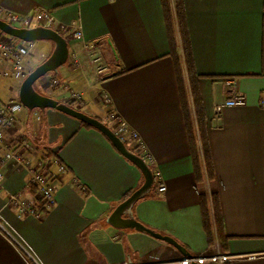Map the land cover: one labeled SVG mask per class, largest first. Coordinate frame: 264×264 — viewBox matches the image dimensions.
Returning a JSON list of instances; mask_svg holds the SVG:
<instances>
[{"label": "crops", "instance_id": "0c3cea01", "mask_svg": "<svg viewBox=\"0 0 264 264\" xmlns=\"http://www.w3.org/2000/svg\"><path fill=\"white\" fill-rule=\"evenodd\" d=\"M184 4L209 130L214 188L227 235L223 250L237 257L226 264H264V107L260 105L264 0H184ZM0 5L21 14L49 9L60 22H77L84 39L98 46L109 75L97 76L85 55L80 56L83 67H75L73 55L82 40L69 37L67 64L40 78L36 89L69 103L60 86H50L57 79L83 93L82 103L73 107L109 126V114L127 122L150 154L152 171L160 172L167 187L159 192L156 178L155 187L132 207V217L173 237L191 255L207 250L210 245L162 0H0ZM172 9L175 15L173 4ZM53 49L52 41H36L25 64L26 75ZM9 65L0 55L3 102L18 99L21 84L4 76ZM184 71L194 110L186 67ZM232 89L246 96L245 106L226 104ZM85 124L56 109L24 107L6 133L11 146L24 140L32 144L27 155L30 166L57 156L67 168L57 176L56 203L41 219L19 216L6 206L10 193L28 198L36 193L29 187V169L5 170L0 212L33 248L37 260L33 264L148 263L183 256L147 232L108 222L124 195L139 188L144 176L103 132ZM27 257L0 230V264H28Z\"/></svg>", "mask_w": 264, "mask_h": 264}, {"label": "built area", "instance_id": "2783aa9c", "mask_svg": "<svg viewBox=\"0 0 264 264\" xmlns=\"http://www.w3.org/2000/svg\"><path fill=\"white\" fill-rule=\"evenodd\" d=\"M0 19L19 28H33L41 26L44 28H53L66 38L82 40L80 50L73 55V64L77 68L83 67L81 55L86 56L89 65L94 68L97 76L104 77L109 75L110 70L104 65L103 55L96 44L88 43L81 31V27L77 22L64 23L56 19L54 13L45 8H36L27 14H21L8 10L0 5ZM17 38L7 35L0 31V55L3 60L9 62L10 68L4 72V76L10 80L22 82L26 76L25 64L28 56L31 54L35 42H28L19 39L18 43H14ZM52 87H64V90L70 93L68 102L73 104H81L83 93L74 90L68 83L60 82L53 79L50 82ZM230 98L226 104L235 106H245L247 98L243 94L230 90ZM104 100L109 103L110 99L104 95ZM260 105L264 107V96L260 98ZM24 108L19 99L11 101H0V186L3 184L5 170L10 167L16 171L29 169L30 179L29 187L35 190L36 196L33 198L22 197L20 194L10 193L6 199V206L14 208L19 216H31L41 219L46 212L56 203L57 195V176L66 171V165L57 157L49 156L36 166H30L27 157L28 152L32 150V144L28 140L11 146L9 144L6 133L16 124V115ZM219 110V108H217ZM107 120L111 122V128L123 140L135 147L145 161L150 165L152 158L144 149L141 139L136 131H134L120 116L109 114ZM55 166L56 171L52 170ZM158 179L157 190L164 192L166 184L163 182L160 172H153ZM210 192V190H209ZM0 230L6 233L12 243L21 250L22 253L28 255L26 258L28 264L37 263L33 248L26 242L10 222L0 212ZM237 257L228 252L221 251L219 245L209 247L207 250L193 254L191 256H181L176 259L165 261H154L148 263H139L125 261L122 264H226Z\"/></svg>", "mask_w": 264, "mask_h": 264}, {"label": "trees", "instance_id": "16d2710c", "mask_svg": "<svg viewBox=\"0 0 264 264\" xmlns=\"http://www.w3.org/2000/svg\"><path fill=\"white\" fill-rule=\"evenodd\" d=\"M172 4L174 6L175 15L172 12ZM162 6L166 14V22L170 38V56L173 58L175 64L190 149L194 162V173L197 179L204 229L208 236L210 247H212L217 240L220 250L225 252L223 249H225L227 235L224 232L219 194L214 188L216 176L209 130L197 85L198 76L195 69V62L189 38L184 0H162ZM178 34L180 36V42L178 41ZM184 67H186L191 86L194 110L192 109L189 100ZM69 104L72 105L73 103ZM85 125L89 126L88 124ZM124 142L131 151L141 156L135 147L131 146L126 141ZM154 178L153 187L156 185V177L154 176ZM207 183L209 184L210 193L208 191ZM131 193L132 192L126 193L123 200L128 198Z\"/></svg>", "mask_w": 264, "mask_h": 264}, {"label": "water", "instance_id": "95a60500", "mask_svg": "<svg viewBox=\"0 0 264 264\" xmlns=\"http://www.w3.org/2000/svg\"><path fill=\"white\" fill-rule=\"evenodd\" d=\"M0 31L23 41L36 42L47 40L54 43L52 53L31 72H29L20 84L18 99L24 107L30 110H45L47 108L56 109L77 118L94 128H97L110 139L112 144L125 158L134 163L142 171L144 182L139 188L134 190L128 198L116 206L108 217V222L118 228H132L142 232H147L152 236L171 244L183 255L191 256V254L173 237L161 234L151 229L145 224L137 221L131 215L130 211L134 204L144 196L148 195L154 185V173L145 159L139 154L131 151L118 134L104 121L73 107L67 102H61L56 98L42 94L36 89L35 83L40 78L50 72H57L59 67L68 61L70 55L68 38L53 28H44L41 26L33 28H19L1 19ZM125 214H128L129 216L124 217Z\"/></svg>", "mask_w": 264, "mask_h": 264}, {"label": "rangeland", "instance_id": "374dc122", "mask_svg": "<svg viewBox=\"0 0 264 264\" xmlns=\"http://www.w3.org/2000/svg\"><path fill=\"white\" fill-rule=\"evenodd\" d=\"M178 28V27H177ZM178 39H179V41H180V36H179V34H178ZM39 47H40V45H39ZM68 62V61H67ZM67 62L63 65V66H65L66 64H67ZM50 73H53V72H50ZM50 73H48V74H50ZM63 91H64V93H65V95L67 96V97H69L70 96V93H68V92H66L65 90H64V87L62 88V87H60ZM40 92H42V93H45L46 92V94H48L49 92H47V91H45V90H40ZM48 96V95H47ZM84 112V111H83ZM110 126H111V124H110ZM208 184V183H207ZM210 190V188H209V184H208V191ZM210 193V192H209Z\"/></svg>", "mask_w": 264, "mask_h": 264}]
</instances>
